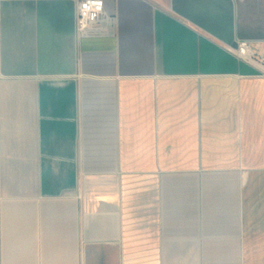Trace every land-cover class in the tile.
I'll return each instance as SVG.
<instances>
[{
    "label": "crops",
    "instance_id": "obj_1",
    "mask_svg": "<svg viewBox=\"0 0 264 264\" xmlns=\"http://www.w3.org/2000/svg\"><path fill=\"white\" fill-rule=\"evenodd\" d=\"M0 0V264H264V0Z\"/></svg>",
    "mask_w": 264,
    "mask_h": 264
},
{
    "label": "built area",
    "instance_id": "obj_2",
    "mask_svg": "<svg viewBox=\"0 0 264 264\" xmlns=\"http://www.w3.org/2000/svg\"><path fill=\"white\" fill-rule=\"evenodd\" d=\"M76 7V30L78 35L85 33L92 25L101 20L105 12V0H72ZM237 59L258 69L264 77V52L259 53L249 41H240L232 50Z\"/></svg>",
    "mask_w": 264,
    "mask_h": 264
}]
</instances>
